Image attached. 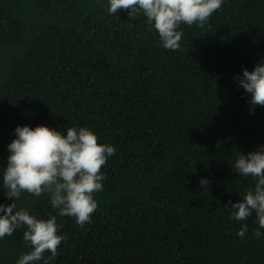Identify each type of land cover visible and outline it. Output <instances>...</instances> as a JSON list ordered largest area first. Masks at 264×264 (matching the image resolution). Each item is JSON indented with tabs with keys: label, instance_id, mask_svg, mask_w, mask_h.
I'll return each mask as SVG.
<instances>
[{
	"label": "trees",
	"instance_id": "1",
	"mask_svg": "<svg viewBox=\"0 0 264 264\" xmlns=\"http://www.w3.org/2000/svg\"><path fill=\"white\" fill-rule=\"evenodd\" d=\"M108 6L0 0V203H12L2 174L17 125L87 127L116 149L92 222L59 216L47 194L14 200L56 216L66 239L50 264H264L255 213L237 221L226 206L255 185L232 165L264 145V106L250 112L236 79L264 63V0H225L204 26L181 24L175 51L142 14ZM24 230L0 239V264L30 251Z\"/></svg>",
	"mask_w": 264,
	"mask_h": 264
},
{
	"label": "clouds",
	"instance_id": "2",
	"mask_svg": "<svg viewBox=\"0 0 264 264\" xmlns=\"http://www.w3.org/2000/svg\"><path fill=\"white\" fill-rule=\"evenodd\" d=\"M106 9L116 15L126 10L131 19L138 15L146 17L149 30L155 29L162 47L179 50L183 31L181 24L204 26L213 13L222 8L225 0H108ZM239 85L251 94L249 104L264 106V63L257 62L254 69H243L236 78ZM16 137L9 143L7 165L3 168L2 186L10 204L0 203V239L11 236L14 231L24 228L23 240L30 251L23 253L16 264H35L50 261L58 255V248L66 239L59 234L56 216L38 219L24 208L17 209L14 200L22 192L35 197L47 194L51 206L58 209L61 217L70 216L81 228L92 222V214L98 204L94 194L103 190L102 181L106 179L101 169L108 159L115 155L116 149L109 144L98 143L97 135L87 127L78 130L67 129L66 135L46 125L32 128L17 125ZM237 174L255 180L253 189L246 192L243 199L228 202L231 218L246 221L253 213L259 228L254 232L256 238L264 228V145L250 151L247 156L240 154L232 165ZM201 187L209 185L205 178ZM248 230L243 224L237 235L244 237ZM45 253L50 255L45 259Z\"/></svg>",
	"mask_w": 264,
	"mask_h": 264
}]
</instances>
